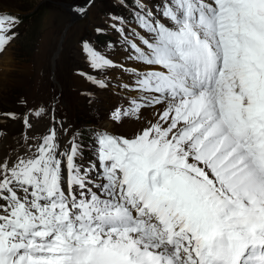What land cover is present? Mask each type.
I'll use <instances>...</instances> for the list:
<instances>
[{
    "label": "snow or ice",
    "instance_id": "snow-or-ice-1",
    "mask_svg": "<svg viewBox=\"0 0 264 264\" xmlns=\"http://www.w3.org/2000/svg\"><path fill=\"white\" fill-rule=\"evenodd\" d=\"M117 3L78 74L123 103L87 143L53 104L0 157V264H264V0ZM22 23L0 13V54Z\"/></svg>",
    "mask_w": 264,
    "mask_h": 264
},
{
    "label": "rangeland",
    "instance_id": "rangeland-1",
    "mask_svg": "<svg viewBox=\"0 0 264 264\" xmlns=\"http://www.w3.org/2000/svg\"><path fill=\"white\" fill-rule=\"evenodd\" d=\"M53 0H0V9H10L12 11H18L20 12L21 10L29 9L31 10L35 5L39 4V6L44 5L45 3L51 4L50 2ZM57 1H62L65 2V0H57ZM45 4L44 6L48 5ZM109 4L108 0H95L93 3V9H92V14L95 15L96 9L105 7ZM43 9H40L37 13V15L33 18L30 19L28 23L23 24L22 30L18 29L20 35L19 37L12 42L10 46H8L7 50L3 52L2 56V63L0 62V67L1 66H8L7 64L10 65V59L13 56V62L11 65L14 67L11 69L4 70L3 72L7 74V76H10V80L7 82L6 77L4 75H0V111L1 110H9L10 108V102H17L20 96H26L27 90L25 91V86L27 84V80L30 78L29 81V86H28V91L31 83V79L36 82L37 86L40 88L38 90H35L34 93L28 94V98L31 100H36L31 106L30 110L38 109L43 107V97L44 93H49V87L47 85V76H50V69L49 65L47 62V56H48V49H45L42 52H35L40 58V64L42 67H36L33 71H29L27 77L25 78L24 75H26V72H18L19 68L21 67V63L29 64L32 62V58H28L33 56V51L32 48L35 43V37H36V31L38 27V20H39V15L42 12ZM67 11L63 7H58L57 11L55 13V20L61 21L65 20L67 17ZM104 15H100L98 17V21L94 22L95 25L100 24V22L104 19ZM88 27V23L86 24ZM43 39L45 41H48V36L42 35ZM70 38L74 39V43H71L68 47L67 53H63L62 57L60 56L57 57V67L56 71H54V74H58L60 71V67L62 64H64V70L63 73L60 75H57V80L62 86L64 90V94L67 92L68 87L69 90L71 91V82L73 83V70L76 68L81 67V60H82V55L78 50V42L77 40L79 39V36H77L74 32L70 33L69 35ZM110 39V38H109ZM103 45V43H102ZM105 45V44H104ZM28 52H32L31 54L28 55ZM1 54V55H2ZM12 55V56H11ZM68 63L69 67L65 63ZM2 64V65H1ZM30 65V64H29ZM65 65L67 68H65ZM45 68V69H44ZM8 71V72H7ZM1 72L2 74H4ZM17 73V74H16ZM15 74L19 77L16 78ZM78 75L75 76V81L77 82V85L83 86L85 83L82 81L80 82L78 80ZM81 77V76H80ZM4 79V80H3ZM20 79V80H18ZM16 80V82H11V81ZM26 80V84H23V81ZM67 81V84L65 83ZM73 87V86H72ZM87 87H84L86 89ZM51 94L50 98L48 101L53 100V93L55 92L54 88H51ZM72 92V91H71ZM74 94V93H73ZM105 94H109L112 98L113 95L105 91ZM60 100H66L69 103V108L75 104L77 107L80 106V104H85L89 103L87 100L83 99L82 95H79L78 97H62L60 94L59 97ZM114 103V99L112 100H105L103 97V103L101 101H98L96 99H93L91 101L92 105V110L98 111L101 114V119H104L105 117V112L107 109L111 106V104ZM20 106H14V109H19ZM68 118V116H66ZM69 121V118H68ZM137 125L134 126L133 130ZM115 132L118 133H123V134H130L132 131L126 128H114L113 129Z\"/></svg>",
    "mask_w": 264,
    "mask_h": 264
},
{
    "label": "bare ground",
    "instance_id": "bare-ground-1",
    "mask_svg": "<svg viewBox=\"0 0 264 264\" xmlns=\"http://www.w3.org/2000/svg\"><path fill=\"white\" fill-rule=\"evenodd\" d=\"M73 12H75V13H78V12H76V11H73ZM2 63V62H1ZM2 65V64H1ZM8 66H5V70H7V69H11V68H13L14 66L13 65H9V64H7ZM8 72V71H7ZM4 73V72H3ZM0 75H4L5 77H6V81L8 82L9 80H10V76H7V74H6V72L4 73V74H0ZM4 80V79H3ZM78 80L80 81V82H82V80H83V78L82 77H78ZM11 82H16V80H12ZM17 83V82H16ZM0 95H1V93H0ZM7 139L5 138V137H3L2 138V147H3V143H5V141H6ZM1 154V153H0Z\"/></svg>",
    "mask_w": 264,
    "mask_h": 264
}]
</instances>
